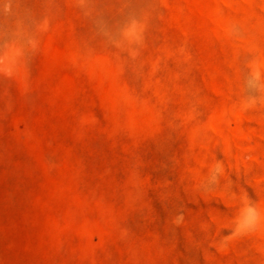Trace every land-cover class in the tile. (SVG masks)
Instances as JSON below:
<instances>
[{
	"label": "rangeland",
	"instance_id": "rangeland-1",
	"mask_svg": "<svg viewBox=\"0 0 264 264\" xmlns=\"http://www.w3.org/2000/svg\"><path fill=\"white\" fill-rule=\"evenodd\" d=\"M0 264H264V0H0Z\"/></svg>",
	"mask_w": 264,
	"mask_h": 264
}]
</instances>
